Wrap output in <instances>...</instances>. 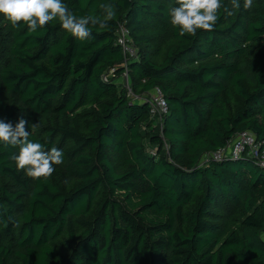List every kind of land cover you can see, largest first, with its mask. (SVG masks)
I'll use <instances>...</instances> for the list:
<instances>
[{"label": "trees", "instance_id": "obj_1", "mask_svg": "<svg viewBox=\"0 0 264 264\" xmlns=\"http://www.w3.org/2000/svg\"><path fill=\"white\" fill-rule=\"evenodd\" d=\"M63 2L116 16L79 40L58 21L32 33L0 15V120L23 116L30 141L63 151L33 179L0 143V264H264V167L213 158L244 131L264 143V0H222L195 36L171 26L177 0ZM156 88L162 118L143 97Z\"/></svg>", "mask_w": 264, "mask_h": 264}, {"label": "clouds", "instance_id": "obj_2", "mask_svg": "<svg viewBox=\"0 0 264 264\" xmlns=\"http://www.w3.org/2000/svg\"><path fill=\"white\" fill-rule=\"evenodd\" d=\"M233 9L241 7L240 0H230ZM178 7L170 9V24L179 29V35L195 36L198 30L212 31L219 18V11L224 5L222 0H177ZM253 0H243V9L251 10ZM103 18L95 15L76 16L63 0H0V15L9 21L13 28L23 22L28 31L35 33L50 22L58 21L60 26L79 40L91 36L89 25L99 28L108 27V21L116 16L113 4H101ZM227 15L233 12L224 8ZM29 121L21 116L13 126L11 122L0 120V143L18 147V154L12 159L18 171L23 170L33 179H47L55 171L54 165L63 163V151L52 147L45 150L44 145L29 140ZM35 126V125H34Z\"/></svg>", "mask_w": 264, "mask_h": 264}, {"label": "built area", "instance_id": "obj_3", "mask_svg": "<svg viewBox=\"0 0 264 264\" xmlns=\"http://www.w3.org/2000/svg\"><path fill=\"white\" fill-rule=\"evenodd\" d=\"M118 43L122 46L124 54L127 58L137 57V50L132 44L130 38V30L121 25L118 30ZM127 75V73L125 74ZM152 113L159 114L160 118L164 117L168 112L167 101L159 88H156L150 100ZM248 154L257 159L259 164L264 167V143L259 141L257 137L249 132L239 133L228 147L218 151L213 155L216 160H222L224 156H232L238 158L241 155Z\"/></svg>", "mask_w": 264, "mask_h": 264}, {"label": "rangeland", "instance_id": "obj_4", "mask_svg": "<svg viewBox=\"0 0 264 264\" xmlns=\"http://www.w3.org/2000/svg\"><path fill=\"white\" fill-rule=\"evenodd\" d=\"M116 81H117L118 86L121 87V88L123 86L124 87H128L130 85V80H129V77H127V75H124V76H121L119 78H116ZM130 97H133V95L130 94ZM143 97H145L144 100H146V99L151 100L152 95H149V96L143 95ZM133 99H134V97H133Z\"/></svg>", "mask_w": 264, "mask_h": 264}]
</instances>
